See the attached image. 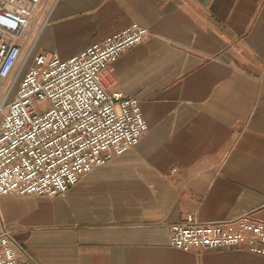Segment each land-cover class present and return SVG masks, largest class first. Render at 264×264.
<instances>
[{"label": "crops", "instance_id": "0c3cea01", "mask_svg": "<svg viewBox=\"0 0 264 264\" xmlns=\"http://www.w3.org/2000/svg\"><path fill=\"white\" fill-rule=\"evenodd\" d=\"M34 19L37 51L62 60L147 28L114 71L148 130L63 196H0L15 240L40 264H264L177 249L168 230L191 213L264 221V0H44Z\"/></svg>", "mask_w": 264, "mask_h": 264}, {"label": "built area", "instance_id": "2783aa9c", "mask_svg": "<svg viewBox=\"0 0 264 264\" xmlns=\"http://www.w3.org/2000/svg\"><path fill=\"white\" fill-rule=\"evenodd\" d=\"M43 1L0 0V196H63L148 130L138 100L116 89L114 71L148 29L133 23L68 60L38 52L27 62L31 47L21 61ZM44 101L49 108L39 110ZM168 230L171 245L183 251L243 247L264 254V221L251 215L203 223L191 213ZM20 256L40 264L15 240L0 211V264H20Z\"/></svg>", "mask_w": 264, "mask_h": 264}, {"label": "rangeland", "instance_id": "374dc122", "mask_svg": "<svg viewBox=\"0 0 264 264\" xmlns=\"http://www.w3.org/2000/svg\"><path fill=\"white\" fill-rule=\"evenodd\" d=\"M33 40H34V35L29 39V41H28V43H27V48H26V51L24 52V55L22 56V58H21V61H23L24 60V58H25V55H26V53L29 51V49L32 47V49H31V51H30V55H29V57H28V60H27V62H29L30 60H31V58L33 57V55L34 54H36L38 51L37 50H39L38 49V47H39V44H36V41H35V44H33ZM23 71H25L24 69H23ZM21 79H22V74L20 75V77L16 80V82H15V84H14V86H13V93L17 90V88L19 87V83H20V81H21ZM10 84H11V82L7 85V87L8 86H10ZM13 96V95H12ZM11 98H13V97H10V99ZM39 110H47L48 108H49V103L48 102H46V101H44V102H42L41 104H39Z\"/></svg>", "mask_w": 264, "mask_h": 264}]
</instances>
